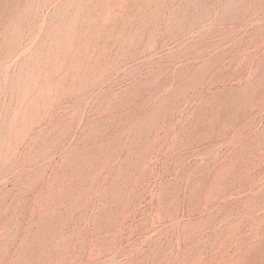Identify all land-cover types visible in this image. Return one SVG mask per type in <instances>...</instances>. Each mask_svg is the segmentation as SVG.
<instances>
[{
    "label": "rangeland",
    "instance_id": "obj_1",
    "mask_svg": "<svg viewBox=\"0 0 264 264\" xmlns=\"http://www.w3.org/2000/svg\"><path fill=\"white\" fill-rule=\"evenodd\" d=\"M0 264H264V0H0Z\"/></svg>",
    "mask_w": 264,
    "mask_h": 264
}]
</instances>
